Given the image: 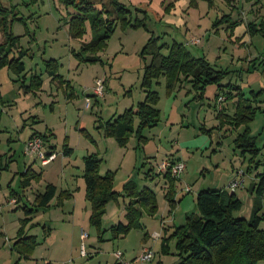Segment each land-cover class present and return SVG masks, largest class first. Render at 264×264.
<instances>
[{"label": "rangeland", "instance_id": "1", "mask_svg": "<svg viewBox=\"0 0 264 264\" xmlns=\"http://www.w3.org/2000/svg\"><path fill=\"white\" fill-rule=\"evenodd\" d=\"M110 1L96 3L100 8L103 4L109 7ZM2 2L11 11L9 27L13 14L22 18L11 27L14 35L21 36L16 45L28 53L23 58L26 65L23 75L18 76L6 66L0 69V154H7L4 167L13 160L8 169L0 171V264H115L114 253L121 251L126 260L133 261L143 247L156 253L151 264H178L176 240L171 235L186 222V214H198L196 195L203 189L229 191L228 186L238 179V171L244 172V183L235 193L243 200V208L236 216L251 220L256 195L250 194V188L258 182L257 174L264 171V166L253 165L252 171H248L250 156L244 158L235 144L244 126L219 128L214 101L220 92L217 84L208 85L201 100L190 83L178 86L169 95L165 78L157 80L153 89L159 93L161 121L145 131L148 139L141 144L133 135L121 147L114 138L105 137L98 126L135 109L145 99L142 78L150 57L142 58L141 52L150 37H160L161 45L181 43L193 56L205 57L217 69L227 70L229 74L222 82L226 92L227 85L232 84L240 88L238 91L246 99L253 100V96L257 99L252 104L261 110L250 128L261 150L256 160L264 164V65L257 70L250 66L251 61L264 60V37L249 32L250 23L264 22V0H119L130 11V22L118 23L106 48L98 54L97 63L81 62L73 53L80 51L91 35L80 40L71 38L67 25L74 12L71 7L60 0ZM144 18L145 27H132L137 19ZM236 21L240 24L234 28ZM4 34L0 31V43L5 39ZM198 40L200 44H195ZM52 59L58 61V74L64 85H60V80L52 82L47 73V64ZM35 75L43 80L42 86L26 92L24 87L31 84ZM99 80L106 85L102 98L93 96ZM240 98L236 97L235 101ZM233 104V99L224 103L227 114L233 115ZM203 128L207 133L202 132ZM33 132H52V144L58 155L55 163L52 162L56 159L43 167L40 161L26 155L25 143ZM66 144L73 149L69 157L63 155ZM93 153L102 159L101 175L114 173L116 191L122 192L128 182H133L139 191L144 187L155 191L158 210L152 217L144 213V230L134 229L115 242H98L97 232L89 223L92 206L86 198L83 178V159ZM168 156H180L186 164L176 186L179 202L174 211H170L166 199L168 186L160 175ZM30 167L32 173L43 176L23 192L22 174ZM50 183L58 187L59 194L70 191L73 198L63 208L56 206L55 199L51 208L35 214L33 223L39 225L27 230L29 235L37 236L39 245L31 257H22L13 245L20 222L26 217L25 206L33 208L36 196L45 192ZM11 191L23 195V201L11 199ZM129 201L125 196L120 199V205L108 204L104 229L117 224L119 219L124 220V206ZM260 228L264 230V221ZM83 232L88 237L82 241ZM109 236L107 232L106 238ZM164 239L169 240L166 254L161 251ZM82 250L88 253L87 257L82 256Z\"/></svg>", "mask_w": 264, "mask_h": 264}, {"label": "trees", "instance_id": "2", "mask_svg": "<svg viewBox=\"0 0 264 264\" xmlns=\"http://www.w3.org/2000/svg\"><path fill=\"white\" fill-rule=\"evenodd\" d=\"M96 1L60 0L67 7H71L74 10L67 22L71 38L80 40L87 34L91 35L90 40L82 45L80 51H73L79 61L84 63L99 62L98 54L106 48L118 23L122 22V25H126V22H130L129 16L131 13L119 0H111L109 7L103 4L101 8L97 6ZM10 12V9L4 6L2 0H0V31L5 33V39L0 43V69L6 66L13 73L21 76L26 73V65L23 62V58L28 51L21 50L20 46L16 45L21 36L14 35L11 26L13 23L21 21L22 18L16 13L13 14L9 27ZM145 21L146 18L137 19L132 27H145ZM238 24H240L239 21L234 22V28ZM249 32L251 35L259 33L264 37V22L259 25L250 23ZM159 39L160 37H150L141 52L142 58L150 57V63L146 65L142 78V86L146 92L145 99L138 103L135 109L126 110L122 115L106 123H100L98 128L103 129L104 136L114 138L121 147H125L133 135L136 136L140 144L148 139L144 135L145 131L158 126L161 121V110L157 105L160 97L159 93L153 89L154 83L161 77L165 78L166 90L169 95L173 94L178 86L181 87L184 83H190L192 89L197 92L201 100L205 98L204 90L206 87L210 84H217L221 93L219 92L215 96L214 101L215 109L216 111L218 110L219 128L224 129L226 125H230L238 129L244 126V131L235 139L236 147L242 150L241 154L244 158L247 155L250 156L249 172L252 171L253 165L264 166V164L256 160L261 150L257 147L256 137L252 136L253 133L250 128V123L255 119L257 112L261 110L260 107L252 104L258 102L257 99L254 96L253 100L251 98L246 99L244 93L238 91L240 88L232 84L227 85L229 91L226 92L222 82L229 74L227 70L217 69L216 65L211 64L205 57L193 56L181 43L174 42L171 46L161 45L159 44ZM13 53H16L17 56L11 57ZM250 63V66L257 70L258 67L264 65V60L251 61ZM58 68V61L52 59L47 64V73L52 78V82L60 80V85H64L65 81L58 74ZM42 84L43 80L41 77L35 75L32 77L31 84L24 88H26V92H29L34 89H40ZM67 85L66 87L72 90ZM105 90L104 81V95ZM199 90L203 92L199 94ZM235 91H238V93L235 94ZM252 94L257 96L254 92ZM94 95L96 97H104L97 95L95 88L93 90ZM70 96H72V93ZM236 97L241 98L235 101ZM229 99L234 100L233 115L227 114L226 111L228 109L224 107V103ZM136 121H138L137 126L135 125ZM202 132L207 133L204 128ZM52 137H54L52 132L45 134L33 132L25 143L26 149L30 142L40 139L42 141V152L47 158L53 154L57 155L55 153L56 147L52 144ZM25 153L28 157H34L35 161H40L43 167L48 166L44 165L42 160L36 155H29L27 151ZM72 154L73 149L66 144L63 155L69 157ZM6 157L7 154H0V171L8 169V165L13 162L11 158L10 161L6 162L5 168L3 161L7 159ZM166 160L164 161L170 167L166 171L164 170L163 174L160 173V175L164 177L165 184L168 186L166 199L171 207L170 211H174L179 202L176 201L178 194L176 186L179 178L186 170V164L174 156H168ZM101 162L102 159L98 154L94 153L86 155L83 159L86 198L92 206L89 223L97 232L98 242H115L118 239L127 237L134 229L144 230L143 215L146 213L152 217L156 214L158 210L157 195L150 187H144L139 191L133 182L125 184L122 192L116 191L114 188V173L111 171H108L105 175L99 173ZM178 164H183L185 168L180 174L174 175L172 167ZM237 174L238 179L236 178L232 182L242 179L240 175L244 174V172L238 171ZM42 176V173L39 175L32 173V167H30L22 174L21 187L23 192L31 188L34 182H39ZM257 176L258 182L255 183V189L252 193L256 197L250 221L241 216H236V213L243 208V200L237 196L236 191H230L229 186L227 189L230 192L224 189H203L198 192L195 199L198 214H187L186 222L176 227V230L171 235V238L176 240V249L180 257L178 264H258L261 261L264 262V230L260 228L261 223L264 221V171L257 174ZM125 196L130 201L124 206V220L119 219L117 224L112 225L109 229H104L103 220L107 214L108 204L112 202L119 204L120 199L125 198ZM14 197L19 202L23 201V195L21 196L11 191L10 198L13 199ZM72 198L73 195L70 191L63 190L59 194L56 185L48 184L45 192L36 196L33 208L25 206L26 217L20 222L21 226L17 231L13 245L14 250L22 257H31L34 249L39 245L37 236L29 235L27 230L29 227L32 229L39 225L33 223L35 214L42 209L51 208L55 199L57 200L56 206L63 208L66 201L72 200ZM43 229L46 233V228L43 227ZM48 230L50 232L51 229L49 228ZM107 232L110 233L108 238H106ZM82 234L86 233L83 232ZM146 237L147 234L145 235ZM168 241V239L162 241V253H168ZM145 249L150 248H144L143 250ZM150 250L153 251L152 249ZM154 255L156 256V253ZM82 256L87 257L88 253L86 252ZM122 258V260L116 258L115 264H123V262L130 264L138 262L142 264L137 260V257L133 261L126 260L123 252Z\"/></svg>", "mask_w": 264, "mask_h": 264}, {"label": "built area", "instance_id": "3", "mask_svg": "<svg viewBox=\"0 0 264 264\" xmlns=\"http://www.w3.org/2000/svg\"><path fill=\"white\" fill-rule=\"evenodd\" d=\"M95 93L99 96H104V81L103 80H99L96 82ZM26 151H27V154L36 155L38 158H40L44 165L51 163L52 161H54L57 158V155H55V154H53L49 158H47L45 156V154L42 152V141L40 139H37V140L30 142L27 145ZM168 167H170V165L167 162H164L162 165V168L164 170H167ZM184 168H185V166L183 164H178V165L172 167V172L174 175H177V174H180L181 172H183ZM240 176L242 177V179L236 180L229 185L230 191L234 192L240 186L243 185L244 174H241ZM86 238H87V235L82 234V239L85 240ZM82 254H85L84 250H82ZM115 256L119 260L123 259L122 258V252H120V251L116 252ZM154 258H155V255H154L153 251H151L150 249H145L139 255V257H137V260L140 261L142 264H148V263H151L152 260H154ZM123 264H130V263L123 262Z\"/></svg>", "mask_w": 264, "mask_h": 264}, {"label": "crops", "instance_id": "4", "mask_svg": "<svg viewBox=\"0 0 264 264\" xmlns=\"http://www.w3.org/2000/svg\"><path fill=\"white\" fill-rule=\"evenodd\" d=\"M198 41H199V42H197V43H195V44H200V40H198ZM87 101L90 102L89 99H88ZM233 112H234V110H233ZM174 157H175V156H174ZM57 158H58V157H57ZM57 158H56V160H55L54 162H52V163H55V162L57 161ZM167 158H168V157H167ZM175 158H176V159H179V160H180V159L182 160V158H181L180 156H179V157L176 156ZM52 163H51V164H52ZM51 164H50V165H51ZM48 166H49V165H48ZM158 175H159V174H158ZM165 182H166V181H165ZM72 212H73V214H74V210H73ZM186 215H187V214H186ZM144 248H147V247H143V249H144Z\"/></svg>", "mask_w": 264, "mask_h": 264}, {"label": "water", "instance_id": "5", "mask_svg": "<svg viewBox=\"0 0 264 264\" xmlns=\"http://www.w3.org/2000/svg\"><path fill=\"white\" fill-rule=\"evenodd\" d=\"M255 189V184H252L251 188H250V194H252L254 192Z\"/></svg>", "mask_w": 264, "mask_h": 264}]
</instances>
